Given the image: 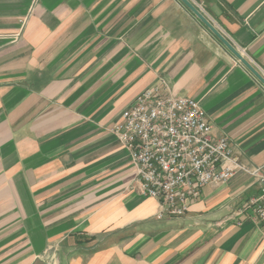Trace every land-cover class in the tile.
<instances>
[{"label":"crops","instance_id":"1","mask_svg":"<svg viewBox=\"0 0 264 264\" xmlns=\"http://www.w3.org/2000/svg\"><path fill=\"white\" fill-rule=\"evenodd\" d=\"M189 1L264 79V0ZM159 83L264 174V85L178 0H0V264H264L256 178L139 191L108 129Z\"/></svg>","mask_w":264,"mask_h":264},{"label":"built area","instance_id":"2","mask_svg":"<svg viewBox=\"0 0 264 264\" xmlns=\"http://www.w3.org/2000/svg\"><path fill=\"white\" fill-rule=\"evenodd\" d=\"M108 132L127 150L139 191L156 200L157 220L185 216L203 187L225 184L243 172L256 178L259 194L242 211L264 228L262 170L241 164L226 138L211 135L197 101L174 96L159 83L139 94Z\"/></svg>","mask_w":264,"mask_h":264},{"label":"water","instance_id":"3","mask_svg":"<svg viewBox=\"0 0 264 264\" xmlns=\"http://www.w3.org/2000/svg\"><path fill=\"white\" fill-rule=\"evenodd\" d=\"M189 10V12L202 23L219 40V42L243 64L258 80L264 85V79L253 69V67L241 56V54L231 45V43L209 22V20L189 1L178 0Z\"/></svg>","mask_w":264,"mask_h":264}]
</instances>
